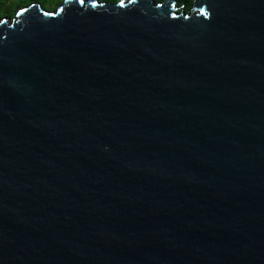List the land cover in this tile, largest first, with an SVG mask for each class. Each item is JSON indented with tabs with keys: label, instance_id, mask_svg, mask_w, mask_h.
I'll list each match as a JSON object with an SVG mask.
<instances>
[{
	"label": "water",
	"instance_id": "95a60500",
	"mask_svg": "<svg viewBox=\"0 0 264 264\" xmlns=\"http://www.w3.org/2000/svg\"><path fill=\"white\" fill-rule=\"evenodd\" d=\"M0 264H264V0L1 19Z\"/></svg>",
	"mask_w": 264,
	"mask_h": 264
},
{
	"label": "trees",
	"instance_id": "16d2710c",
	"mask_svg": "<svg viewBox=\"0 0 264 264\" xmlns=\"http://www.w3.org/2000/svg\"><path fill=\"white\" fill-rule=\"evenodd\" d=\"M6 0H0V17H8L11 18L14 16V14L17 13L18 10H20L23 7H26L30 4L37 3L39 4L43 9H46L45 4L49 2V0H12L11 3L8 5H5ZM99 1H106L110 3H117L120 0H99ZM156 2L162 1V0H155ZM179 6H184L185 12H188L192 6V0H176Z\"/></svg>",
	"mask_w": 264,
	"mask_h": 264
},
{
	"label": "rangeland",
	"instance_id": "374dc122",
	"mask_svg": "<svg viewBox=\"0 0 264 264\" xmlns=\"http://www.w3.org/2000/svg\"><path fill=\"white\" fill-rule=\"evenodd\" d=\"M11 1L12 0H6L5 1V5H8L9 3H11ZM63 1L64 0H49V2H47V4H45V7H46L45 10L46 11H49V12H53V11L59 9L61 7V5L63 4ZM14 16H15V14H14ZM13 17L8 18V17L4 16V17H0V20L3 19V18H6L7 20H10Z\"/></svg>",
	"mask_w": 264,
	"mask_h": 264
}]
</instances>
